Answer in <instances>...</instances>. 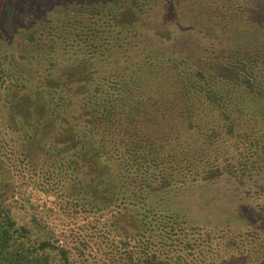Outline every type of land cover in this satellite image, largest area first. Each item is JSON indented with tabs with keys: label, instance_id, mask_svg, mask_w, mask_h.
<instances>
[{
	"label": "trees",
	"instance_id": "trees-1",
	"mask_svg": "<svg viewBox=\"0 0 264 264\" xmlns=\"http://www.w3.org/2000/svg\"><path fill=\"white\" fill-rule=\"evenodd\" d=\"M0 74L29 171L38 145L69 204L129 210L124 264H264L194 198L229 159L264 167V0H0ZM80 261L0 198V264Z\"/></svg>",
	"mask_w": 264,
	"mask_h": 264
},
{
	"label": "rangeland",
	"instance_id": "rangeland-1",
	"mask_svg": "<svg viewBox=\"0 0 264 264\" xmlns=\"http://www.w3.org/2000/svg\"><path fill=\"white\" fill-rule=\"evenodd\" d=\"M63 64L67 69L72 62ZM3 78L0 74V90ZM5 131L0 111V198L11 206L13 215L24 223L36 219L57 236L68 239V246L86 264H124L130 247L123 246L122 237L135 228V220L129 210L95 216L85 213L76 202L69 204L55 175L45 165L53 159L44 156L38 145H28L32 167L29 171L27 163L21 159L19 146L15 148V137L6 136ZM250 137L251 142L256 141L258 146V140L264 138V121L255 124ZM225 163L217 173L220 179L211 185H201L194 193L195 199L210 208L208 212L201 213V217L204 221L209 220L213 227L226 226L232 234L228 238L231 243L264 244V167L256 169L251 167L252 164L245 166L232 159ZM234 173H237V179L230 177ZM261 252L255 257H264V247ZM251 261L257 262L254 255Z\"/></svg>",
	"mask_w": 264,
	"mask_h": 264
}]
</instances>
